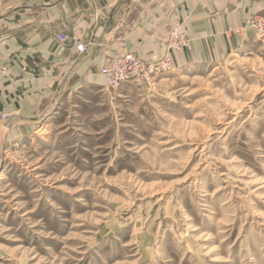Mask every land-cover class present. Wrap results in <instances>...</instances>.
<instances>
[{
	"label": "rangeland",
	"instance_id": "1",
	"mask_svg": "<svg viewBox=\"0 0 264 264\" xmlns=\"http://www.w3.org/2000/svg\"><path fill=\"white\" fill-rule=\"evenodd\" d=\"M25 2L0 0V18ZM250 17L224 31L228 50H176L146 83L76 76L31 119L1 113L0 264H264V37Z\"/></svg>",
	"mask_w": 264,
	"mask_h": 264
},
{
	"label": "crops",
	"instance_id": "2",
	"mask_svg": "<svg viewBox=\"0 0 264 264\" xmlns=\"http://www.w3.org/2000/svg\"><path fill=\"white\" fill-rule=\"evenodd\" d=\"M15 8L24 11L0 18L9 32L0 39V64L9 70L0 75V114L31 119L67 78L95 77L111 53L161 57L170 26L185 16L193 60L228 50L233 40L224 31L263 11L264 0H26ZM57 32L75 36L86 51L62 46Z\"/></svg>",
	"mask_w": 264,
	"mask_h": 264
},
{
	"label": "built area",
	"instance_id": "3",
	"mask_svg": "<svg viewBox=\"0 0 264 264\" xmlns=\"http://www.w3.org/2000/svg\"><path fill=\"white\" fill-rule=\"evenodd\" d=\"M247 26L255 29L264 37V14H255L247 20ZM55 38L66 47L72 44L78 53L86 51L87 44L78 42L75 36L65 32H57ZM191 49V44L182 22L175 21L172 24L170 40L166 45V51L156 61L147 62L133 52L115 53L109 56L101 65L99 72L106 79L108 86L118 88L126 82L146 83L153 73L174 68L173 52L179 49ZM8 68L0 65V74L8 75ZM6 114H3L5 117Z\"/></svg>",
	"mask_w": 264,
	"mask_h": 264
},
{
	"label": "bare ground",
	"instance_id": "4",
	"mask_svg": "<svg viewBox=\"0 0 264 264\" xmlns=\"http://www.w3.org/2000/svg\"><path fill=\"white\" fill-rule=\"evenodd\" d=\"M177 21V20H176ZM181 22H182V24H183V28L186 30V33H187V35H188V38H189V41H190V43H191V51H192V49H194V40L192 39V37L190 36V34H189V20H188V16H185V17H183L182 19H181ZM193 36V35H192ZM195 37V36H194ZM197 42V41H196ZM1 50L3 51L4 50V48L2 47V46H0V52H1ZM185 50H187L186 48L184 49V50H180V51H177V52H179V53H177V56L179 57V58H187L188 57V53H187V51H189V49L187 50V51H185ZM173 54H174V52H173ZM0 75H2V74H0ZM103 79H105V78H103ZM106 80V79H105Z\"/></svg>",
	"mask_w": 264,
	"mask_h": 264
}]
</instances>
